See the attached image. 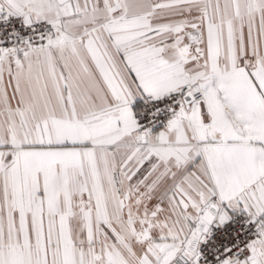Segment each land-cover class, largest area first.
Masks as SVG:
<instances>
[{"label":"snow or ice","instance_id":"1","mask_svg":"<svg viewBox=\"0 0 264 264\" xmlns=\"http://www.w3.org/2000/svg\"><path fill=\"white\" fill-rule=\"evenodd\" d=\"M0 264H264V0H0Z\"/></svg>","mask_w":264,"mask_h":264}]
</instances>
